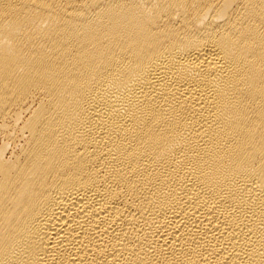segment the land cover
I'll list each match as a JSON object with an SVG mask.
<instances>
[{
	"label": "bare ground",
	"instance_id": "6f19581e",
	"mask_svg": "<svg viewBox=\"0 0 264 264\" xmlns=\"http://www.w3.org/2000/svg\"><path fill=\"white\" fill-rule=\"evenodd\" d=\"M0 264H264V0H0Z\"/></svg>",
	"mask_w": 264,
	"mask_h": 264
}]
</instances>
